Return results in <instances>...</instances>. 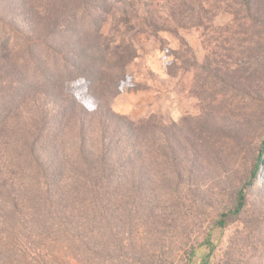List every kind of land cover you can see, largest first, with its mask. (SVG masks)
<instances>
[{"label":"trees","instance_id":"16d2710c","mask_svg":"<svg viewBox=\"0 0 264 264\" xmlns=\"http://www.w3.org/2000/svg\"><path fill=\"white\" fill-rule=\"evenodd\" d=\"M113 1L57 0L39 19V6L24 5L34 23L23 28L0 18L25 48L12 56L0 47V264H191L197 247L214 251L212 229L241 216L252 189L264 197L263 134L234 205L193 245L186 197L194 187L185 178L203 143L184 136L193 128L182 122L135 121L109 99L126 83L140 35L180 37L226 13L228 0H168L166 12L157 0H135L131 11ZM251 3L239 6L249 12ZM186 49L174 54L190 66L196 58ZM213 118L219 140L229 139ZM231 138L239 147L240 136Z\"/></svg>","mask_w":264,"mask_h":264},{"label":"rangeland","instance_id":"374dc122","mask_svg":"<svg viewBox=\"0 0 264 264\" xmlns=\"http://www.w3.org/2000/svg\"><path fill=\"white\" fill-rule=\"evenodd\" d=\"M55 1L0 0V18L14 20L23 28L27 20L33 22L24 5H31L32 10L39 6V19L45 13L42 9ZM118 1L110 5L119 6ZM243 1L228 0L226 13L210 24L203 20L208 24L205 27L181 29L180 37L170 32L140 35L143 46L125 68L126 83L117 96L109 97L119 114L135 121L154 115L182 122L193 128L184 136L203 143L202 148L195 147L200 158L189 156L188 167L191 162L196 167L185 178L194 187L186 197V203L193 206L188 216L193 245L202 243L219 215L234 205L236 191L248 181L264 134V0H252L249 12L239 6ZM124 2L131 11L135 0ZM166 2L157 0L164 12ZM108 26L103 30L110 29ZM113 41L121 43L119 34L113 35ZM23 44L22 37L0 19V47L12 56H24ZM180 49H190L196 62L190 58L193 64L188 61V66L176 59L174 52ZM215 116L224 122L221 128L226 127L229 139L219 140L215 134ZM236 135L242 139L239 147L231 138ZM259 178L264 186L262 169ZM211 234L214 251L197 247L191 264H264V197L252 189L244 213L223 230L213 228Z\"/></svg>","mask_w":264,"mask_h":264}]
</instances>
